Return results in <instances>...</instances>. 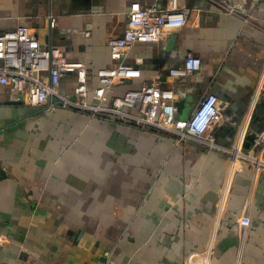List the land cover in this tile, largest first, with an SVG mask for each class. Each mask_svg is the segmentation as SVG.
Listing matches in <instances>:
<instances>
[{
  "label": "crops",
  "instance_id": "0c3cea01",
  "mask_svg": "<svg viewBox=\"0 0 264 264\" xmlns=\"http://www.w3.org/2000/svg\"><path fill=\"white\" fill-rule=\"evenodd\" d=\"M146 1L0 0V32L24 26L83 62L91 97L97 70L114 65L108 38ZM178 2L185 24L135 44L141 75L114 94L159 75L180 119L215 94V140L244 144L264 126V0ZM189 54L200 69L170 77ZM73 87L72 76L60 83ZM8 90L0 83V264H199L206 252L211 264H264V170L160 130L10 103Z\"/></svg>",
  "mask_w": 264,
  "mask_h": 264
},
{
  "label": "built area",
  "instance_id": "2783aa9c",
  "mask_svg": "<svg viewBox=\"0 0 264 264\" xmlns=\"http://www.w3.org/2000/svg\"><path fill=\"white\" fill-rule=\"evenodd\" d=\"M188 9L178 0H148L131 8L126 25L119 36L110 37L107 47L114 65L96 72L98 86L89 94L87 66L68 59L62 50L47 42L41 45L33 32L24 26L0 32V83L8 86L10 103H26L54 109L57 106L89 112L91 115L117 119L149 129L170 133L177 142L192 141L207 150H218L230 156L237 170L244 165L264 170V128L251 130L249 146L218 143L211 130L224 121L219 98L209 93L201 97L186 119L176 117V95L170 86L163 85L156 75L136 88L114 94L117 84L139 78V63L130 62L129 54L137 43L160 42L164 35L185 24ZM56 18L48 15V27L54 28ZM136 63V64H135ZM201 67V59L189 54L181 66L171 68L169 76L185 77ZM72 76L71 95L60 90L63 79ZM207 253V252H206ZM205 256L199 264H211Z\"/></svg>",
  "mask_w": 264,
  "mask_h": 264
},
{
  "label": "water",
  "instance_id": "95a60500",
  "mask_svg": "<svg viewBox=\"0 0 264 264\" xmlns=\"http://www.w3.org/2000/svg\"><path fill=\"white\" fill-rule=\"evenodd\" d=\"M221 107H223V106H221ZM262 128H264V126H260V127L258 128V130H261ZM253 136H254V134H248V132H247V135H246V142H244V144H243V146H244L245 148H247V147L249 146V142H250V140H252Z\"/></svg>",
  "mask_w": 264,
  "mask_h": 264
},
{
  "label": "bare ground",
  "instance_id": "6f19581e",
  "mask_svg": "<svg viewBox=\"0 0 264 264\" xmlns=\"http://www.w3.org/2000/svg\"><path fill=\"white\" fill-rule=\"evenodd\" d=\"M243 133V132H242Z\"/></svg>",
  "mask_w": 264,
  "mask_h": 264
}]
</instances>
